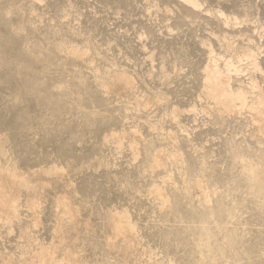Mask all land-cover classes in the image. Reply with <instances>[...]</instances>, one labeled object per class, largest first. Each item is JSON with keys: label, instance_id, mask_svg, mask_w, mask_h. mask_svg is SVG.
<instances>
[{"label": "rangeland", "instance_id": "374dc122", "mask_svg": "<svg viewBox=\"0 0 264 264\" xmlns=\"http://www.w3.org/2000/svg\"><path fill=\"white\" fill-rule=\"evenodd\" d=\"M0 186V264H264V0H0Z\"/></svg>", "mask_w": 264, "mask_h": 264}, {"label": "bare ground", "instance_id": "6f19581e", "mask_svg": "<svg viewBox=\"0 0 264 264\" xmlns=\"http://www.w3.org/2000/svg\"><path fill=\"white\" fill-rule=\"evenodd\" d=\"M190 2H193V0H189ZM221 95H223L224 97L225 96H232L231 94H228L227 92H222V93H220V94H218V99H219V96H221ZM222 96V97H223ZM223 97V98H224ZM243 93H241V92H238L237 94H235L234 95V97L232 96V97H229V98H233V99H237V100H243ZM226 98V97H225ZM232 99V100H233ZM219 100H221L222 101V99H219ZM224 100V99H223ZM231 100V101H232ZM224 102H225V100H224ZM223 102V103H224ZM229 103H232V102H229ZM229 103H228V101H227V105H229ZM234 103V102H233ZM234 105V104H233ZM15 185V184H14ZM13 187V186H12ZM15 187V186H14ZM17 187V186H16ZM7 189L6 188H3V186H0V215H1V217L3 218V219H5V220H9V221H11V220H13L14 219V217L17 215V212H18V205H17V200H18V198H17V196L15 195V194H13V193H11V191L10 192H7V191H9V189L6 191ZM12 191H13V188H12ZM14 193H15V189H14ZM19 195V194H18ZM60 203V202H59ZM32 204V203H31ZM34 204H35V202H34ZM118 226H117V229L116 230H118L117 232L118 233H125V232H128L129 231V229H128V231H127V228H128V226H126V224H124L123 222L122 223H119V224H117ZM116 226V225H115ZM116 228V227H115ZM115 230V229H114ZM115 230V231H116ZM125 231V232H124ZM124 235H126V234H124ZM73 251V250H72ZM72 251L70 252V253H72ZM76 253V252H75ZM2 258V257H1ZM4 260V259H3ZM41 262H44V261H42L41 260ZM12 263V262H11ZM36 263V262H35ZM40 263V262H39ZM2 264V263H1ZM40 264H43V263H40ZM45 264V263H44ZM81 264V263H80Z\"/></svg>", "mask_w": 264, "mask_h": 264}]
</instances>
